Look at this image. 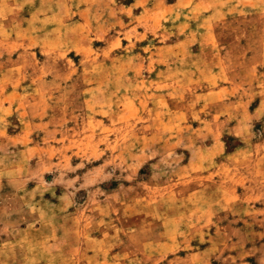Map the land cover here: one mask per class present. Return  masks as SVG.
Returning a JSON list of instances; mask_svg holds the SVG:
<instances>
[{
  "label": "rangeland",
  "instance_id": "1",
  "mask_svg": "<svg viewBox=\"0 0 264 264\" xmlns=\"http://www.w3.org/2000/svg\"><path fill=\"white\" fill-rule=\"evenodd\" d=\"M0 264H264V0H0Z\"/></svg>",
  "mask_w": 264,
  "mask_h": 264
}]
</instances>
